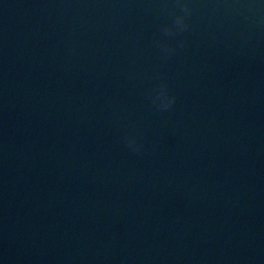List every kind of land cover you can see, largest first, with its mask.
<instances>
[{"label": "water", "instance_id": "water-1", "mask_svg": "<svg viewBox=\"0 0 264 264\" xmlns=\"http://www.w3.org/2000/svg\"><path fill=\"white\" fill-rule=\"evenodd\" d=\"M177 2L0 0V264H264V3Z\"/></svg>", "mask_w": 264, "mask_h": 264}, {"label": "clouds", "instance_id": "clouds-1", "mask_svg": "<svg viewBox=\"0 0 264 264\" xmlns=\"http://www.w3.org/2000/svg\"><path fill=\"white\" fill-rule=\"evenodd\" d=\"M261 3H264V0H261ZM179 11H177L172 19L171 26L166 27V31H184L188 24L186 18L191 14V6L188 0H178L177 2ZM180 46L183 45L181 41ZM155 101L163 108H170L175 102V96L171 95L168 91V86L166 84H161L155 91ZM126 143L127 146L134 152H139L142 148V145L138 143L137 137L134 133L126 134Z\"/></svg>", "mask_w": 264, "mask_h": 264}]
</instances>
